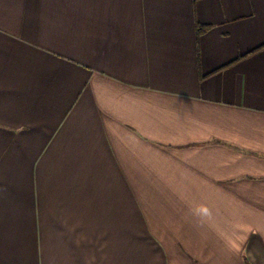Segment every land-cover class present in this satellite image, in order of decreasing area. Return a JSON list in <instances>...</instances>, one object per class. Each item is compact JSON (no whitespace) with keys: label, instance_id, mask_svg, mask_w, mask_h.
Wrapping results in <instances>:
<instances>
[{"label":"crops","instance_id":"0c3cea01","mask_svg":"<svg viewBox=\"0 0 264 264\" xmlns=\"http://www.w3.org/2000/svg\"><path fill=\"white\" fill-rule=\"evenodd\" d=\"M0 264H264V0H0Z\"/></svg>","mask_w":264,"mask_h":264}]
</instances>
